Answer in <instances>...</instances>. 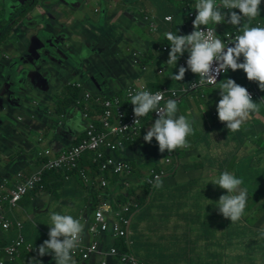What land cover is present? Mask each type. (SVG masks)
<instances>
[{"label": "crops", "instance_id": "1", "mask_svg": "<svg viewBox=\"0 0 264 264\" xmlns=\"http://www.w3.org/2000/svg\"><path fill=\"white\" fill-rule=\"evenodd\" d=\"M14 1L17 3V0ZM46 1L35 0V4L45 5ZM184 1L64 0L65 4L60 9L65 15L57 21L50 16L52 10L49 12L46 6L40 9V14L47 15L43 23L46 29L42 30L48 31L46 35L50 39L58 36L66 39L63 52L71 48L72 54L74 50L76 62L83 71L75 73L67 69V73H58L49 94L34 92L33 99L24 97L22 108L14 109L7 121H0V199L14 188L17 173L29 178L42 169L46 160L55 159L80 143L87 121L83 118L81 107L76 105L78 100L83 103L87 94L98 99L119 96L125 100L124 92L128 86L145 84L150 89L160 90L171 81L173 74H178L179 63L188 59L189 53L185 52L180 57L175 68L166 63L168 52L165 53L162 46L166 43L165 33L169 24L164 19L172 16L170 23L177 35L193 32L192 21L195 18H190L187 12L190 10L197 14L196 2L190 0L192 3L187 4ZM9 2L12 6V0ZM215 3L219 6L220 0H215ZM260 7L261 12L257 17L251 20L245 18L239 27L233 29L243 32L245 27H257V23H264L262 1ZM3 9L0 5V68L5 74L3 64L6 66L15 58L17 41L25 35V40L29 39L32 32L28 24L14 13V8L3 5ZM208 26H216L219 29L217 33L222 36L226 31H232L229 30L227 18L220 24ZM160 70L164 72L160 74ZM234 72L229 70L223 77ZM190 75L188 70L183 80L172 79L170 88L187 85ZM242 86L255 92L252 99L257 103L258 110L251 113L240 130L234 133L226 127V122L219 120L217 104L211 101V97L204 95L205 99H202L204 97L201 95L199 98L194 94L189 96L186 114L179 112L176 117L187 115L194 130L187 137L190 147L178 149V159L172 160L170 166H164L165 152L159 151L155 138L151 143L144 140L151 127L149 123L153 121L150 117L144 122L140 136L115 153L117 159L131 161L132 176H111L108 187L101 189L96 170L91 168L88 157L82 160L80 169L93 178L91 185L83 182L78 172L70 175L58 171L46 173L43 191L28 195L12 211L5 207L6 218L13 224L19 221L22 230L14 226L8 231L0 230V259L6 260L4 249L21 234L26 243L37 251H20L13 263L6 264H57L53 253L44 256L38 254L39 246L50 239V213L57 212L80 221L84 247L97 242L101 250L88 260L82 259L79 254L71 255V264H120L108 252L112 247L121 250L123 242L113 240L110 233L101 234L95 239L88 232L100 203L99 196H103L108 202L137 207L126 215L130 223L128 241L132 242L129 251L143 264L159 263L155 255L161 256L163 253L160 251L165 250V246L171 247L169 242L166 244L164 241L174 235L187 236L188 233L193 234L189 238L198 248V256L203 264H264V143H260L264 139V90L258 87L257 82L248 80L247 76ZM14 88L11 87V91ZM70 102L73 103L70 107H60V104ZM204 103H207L208 109L206 114L200 115L203 110L197 108ZM0 116H7L6 109L0 112ZM247 140H252L258 146L260 144L263 151L246 150L238 156L241 147H248ZM219 142L223 146L233 144V151L221 164L209 158L208 154L202 155L211 150L213 144L221 146ZM47 151L51 152L49 158L44 156ZM146 166L165 168L166 175L162 178V187H150L142 196L141 181L150 169H145ZM223 171L243 178L241 187L248 191L245 213L236 223H231L230 218H225L216 207V201L227 194V190L211 182L207 184L210 178ZM163 219L169 222V227L158 225L157 222ZM247 219L253 220V223L247 224ZM230 233L239 237L229 240ZM162 234L170 236L164 239ZM174 263L181 261L175 260ZM181 264L190 263L183 261Z\"/></svg>", "mask_w": 264, "mask_h": 264}, {"label": "clouds", "instance_id": "2", "mask_svg": "<svg viewBox=\"0 0 264 264\" xmlns=\"http://www.w3.org/2000/svg\"><path fill=\"white\" fill-rule=\"evenodd\" d=\"M260 5L261 0H220L219 6L216 5L215 0H196L197 14L192 21L195 30L187 35L165 33L171 45L169 59L166 62L168 65L175 68L180 57L185 52L189 53L187 67L180 66L178 74H173L171 78L181 81L185 73L190 70L198 74L201 86L215 85L221 72L242 69L248 80L257 82L258 87L264 90V27H245L243 33L235 36L229 44L231 46L227 47L215 37L212 29H201V25H217L225 18L228 23L239 26L245 18L251 20L257 17L261 12ZM235 9L239 12L234 11ZM241 57H243L242 62ZM219 89L222 98L216 106L218 118L221 122H226V127L231 133L237 132L250 118L251 113L258 110V105L253 101L254 96H251L248 89L234 79L223 80ZM129 95L131 103L135 106L133 109L135 125H138L140 118L150 111L154 110L158 115L144 135L145 142L151 143L155 138L161 153L165 150L171 153L180 148L190 147L187 137L193 134L194 130L184 115L176 117L178 111L176 100L169 99L164 107H159L163 99L159 92L153 94L149 91H138ZM209 182L227 190V194L221 195L216 201L219 213L225 218H230L231 223L241 220L245 213L248 195L247 188L241 187L244 183L243 178H237L232 173L223 171L218 176L210 178L207 184ZM162 186V179L157 177L154 187ZM49 220L50 239L39 246L38 254L44 256L53 253L57 264H71V252L80 242L83 226L73 216L57 212H51Z\"/></svg>", "mask_w": 264, "mask_h": 264}, {"label": "built area", "instance_id": "3", "mask_svg": "<svg viewBox=\"0 0 264 264\" xmlns=\"http://www.w3.org/2000/svg\"><path fill=\"white\" fill-rule=\"evenodd\" d=\"M234 11L238 12L239 10L235 9ZM187 14L190 18L194 17L193 12L188 11ZM166 18L164 19L166 23H170L173 20L172 16ZM257 27H264V23H257ZM207 28L214 31L212 27L201 26V29L203 30H207ZM167 32L173 33V30L170 29L169 31H166V33ZM242 33L243 32L236 30L226 31L220 40L227 47L235 36ZM214 34L217 38L215 31ZM165 39L167 40L166 36ZM168 42L162 46V49L170 52L169 44H167ZM180 66L187 67V59L182 61ZM159 73H163V70H160ZM226 73H220L217 77L216 84ZM199 79L198 76L188 86L182 85L178 89L164 86L160 90L153 91L145 84L131 85L128 86L124 92L125 100L117 96L98 99L93 98L90 94L85 96L83 103L78 100L76 105L84 107L85 112L83 113V118L87 121L85 133L80 143L70 150L63 152L55 159L46 160L42 169L29 178L24 177L22 173L16 174L17 181L14 188L3 195L0 199V230L8 231L13 226L19 231L22 230V224L19 221H16L13 224L6 218L5 207L8 206V209L12 211L28 195L36 193L37 191H43L44 176L48 172L63 171L70 174L78 172L81 180L86 184L91 185L93 178H91L85 170L80 169L82 160L85 157H88L90 162L96 166V175L101 189H106L108 187L111 176H132L131 163L126 160L117 159L115 153L123 148L126 143L133 142L138 136H140L144 122L150 117L157 119L158 115L154 110L150 111L146 116L140 118L138 125H135L134 121L136 118L133 112L135 106L131 103L129 94H135L138 91H149L153 94L159 92L163 96L159 107H164L166 101L169 99L176 100L178 104L183 97L188 96L193 92H202L204 88L216 85L205 84L201 86L199 84ZM249 93L252 97L255 96L254 91L249 90ZM201 96H203V93ZM96 105L101 107L102 115H93V117H90L88 112L91 107L93 108V106L95 107ZM165 151L163 164L166 167L170 166L172 160L177 157L178 149L171 153L167 150ZM44 156L49 158L51 152L47 151ZM117 168H119V171H117ZM165 175V168H155V171H152L148 178L149 186L154 187L156 178L160 177L162 179ZM99 201L100 203L94 212V217L88 230L90 236L95 237L96 239L101 234L110 233L113 240L122 241L126 249L131 250L132 242L128 241V229L130 223L125 215L130 214L132 209L137 207L131 206L130 204L121 206L115 201L108 202L103 196H99ZM20 250L28 253L37 251L32 245L26 243L25 239L20 234L9 247L4 249L6 260L0 259V264H6V262L13 263ZM100 252L101 250L97 242H93L87 247H84L83 237L81 236L78 246L72 250L71 255L79 254L82 259L88 260L92 255L99 254ZM108 255L117 258L120 264H143L135 255L131 253H120L115 247L110 249ZM102 264H106V262H103Z\"/></svg>", "mask_w": 264, "mask_h": 264}, {"label": "water", "instance_id": "4", "mask_svg": "<svg viewBox=\"0 0 264 264\" xmlns=\"http://www.w3.org/2000/svg\"><path fill=\"white\" fill-rule=\"evenodd\" d=\"M13 1L12 6L9 0H0V3L15 9L14 13L18 18L30 27L32 36L25 40V35L17 41L15 58L9 64L6 63V66L3 64L5 74L0 68V112L4 109L7 112V116H0L2 122L8 120L14 109L22 108L21 101L24 97L32 98L34 92L49 94L53 90V81L58 73H67V69H72L75 73L83 71L82 66L76 62L74 50L72 54L71 48L63 52L62 47L67 40L59 36L50 39L46 35L48 31L42 30L46 29L43 23L47 15L40 14V9L46 6L49 12L52 10L50 16L57 21L65 15L60 9V6L65 4L64 0H47L45 5L35 4V0H17V3L14 1L18 7ZM10 86L16 87L12 89L13 93Z\"/></svg>", "mask_w": 264, "mask_h": 264}, {"label": "rangeland", "instance_id": "5", "mask_svg": "<svg viewBox=\"0 0 264 264\" xmlns=\"http://www.w3.org/2000/svg\"><path fill=\"white\" fill-rule=\"evenodd\" d=\"M124 1H126V0H124ZM261 1L264 3V0H261ZM195 2H196V0H195ZM0 5H1V8L3 9V5L1 3H0ZM212 27H213L214 31L216 32L217 38L220 39L222 37V34L217 33V31L219 29L216 26H212ZM236 27H239V26H235V25H231L230 24V29L229 30H234L233 28H236ZM246 76L247 75L244 72V70H242V69L235 70L234 74H232V75L228 74L227 76L223 77L222 81H220L216 86L205 88L202 92H194L193 94L194 95H198L197 98H199L200 94L204 93V95L207 98L211 97V101H214V102H216V104H218L219 100L222 98L221 95H220V91L221 90L219 89V87H220V84L223 82V80H225L227 78H231V79H234L238 84H240L242 86V82H243V80H244V78ZM195 79H196L195 75H190V78L188 79L189 80L188 84H190ZM171 81H173V80L171 79ZM171 81H168L167 83H165L166 86H169ZM205 96L202 99H205ZM188 99H189V96L184 97L183 100L181 101V103L177 104V107H178V111L176 113L177 115H178L179 112H181L182 114H186L185 110H186V108L188 106V101H187ZM206 104L207 103H204V104H202V106H201V104H199V107L197 109L203 110L202 112H200V115L206 114L207 109H208V108H206ZM196 105H197V102H196ZM81 109H82V111L84 113L85 112L84 111V107H81ZM94 112H95V110H93V108L91 107L90 111L88 112L89 116L90 117L93 116ZM208 113H210V108L208 110ZM185 117L187 118V115H185ZM201 120H202V118H201ZM154 121H155V119H153V121L150 122L149 124H151V126H152ZM247 142L249 143L248 147L246 145L241 147L240 148V153L237 154L238 156H241L242 154H244L246 150L248 152L254 151L255 149L263 151V148L260 147L261 146L260 144L258 146L252 140H247ZM219 143L221 144V146L217 147L215 144H213L212 149L209 150L208 152H204L202 155L208 154L209 158H214L217 161H219L220 164H221L222 161L227 159V157L229 156L230 152L233 151V144L232 145H228V146H223L221 142H219ZM260 143L261 144L264 143V139L262 141H260ZM199 153H200V150H199ZM134 166L137 167V164H135ZM144 168L145 169H149L150 166H146ZM152 171H155V168L151 167L148 170V172H146L145 175L143 176L144 178L141 181V183L143 185V188H141V195L142 196H145L147 191L150 189V186L148 184V178L150 176V173H152ZM234 172H237V170H235ZM14 178H15L14 180H15V183H16V181H17L16 175H15ZM15 183H14V185H15ZM157 223L160 226L162 225L163 228H165L166 225L169 227V222L166 221L165 219H163L162 221L157 222ZM169 236L170 235L162 234V237L164 239H167ZM189 236L193 237V234L192 233H188L187 236L186 235H180V236H175L174 235L173 238L165 240L164 243L169 242V244H171V247L168 248V247L165 246V248H164L165 250L162 249L160 251L161 253H163V254H161V256L155 255L154 258H155V260H159L160 261L159 263L149 262V264H175L174 263L175 260H177L178 262L181 261V263L183 261H187L190 264H203V263L200 262L201 261L200 256H198V253H200V252H199L198 248L196 247V245L193 244V242L189 238ZM153 239H156V237H154ZM181 245H182V247H180ZM174 249H176V251H174ZM20 251H23V250H20ZM20 251L18 252V254L20 253ZM229 252L232 253L231 250ZM18 254H17V256H18ZM181 263H178V264H181Z\"/></svg>", "mask_w": 264, "mask_h": 264}, {"label": "trees", "instance_id": "6", "mask_svg": "<svg viewBox=\"0 0 264 264\" xmlns=\"http://www.w3.org/2000/svg\"><path fill=\"white\" fill-rule=\"evenodd\" d=\"M184 3H187V4H191L192 2L191 1H189V0H185L184 1ZM189 12H193V11H190L189 10ZM193 14H194V17L193 18H195V14L196 13H194L193 12ZM166 24H169V26H167V29H166V31H169L170 29L171 30H173L174 28V26H173V24L172 23H166ZM174 33V32H173ZM175 34V33H174ZM166 42H168L167 40H166ZM168 44H169V42H168ZM165 53H167L166 51H165ZM168 57H169V52H168ZM179 67H180V63H179ZM164 72V71H163ZM189 73L191 74V75H195V77H198V75L197 74H195V73H192L190 70H189ZM222 79V78H221ZM219 83V82H218ZM217 83V84H218ZM188 85V84H187ZM165 85H163V87H164ZM168 87H171V86H168ZM153 91H155L154 89H152ZM93 98H95V97H93ZM104 98V97H103ZM105 98H110V96H107V97H105ZM69 102V101H68ZM181 103V101L178 103V104H180ZM71 105H73V103H65V105H61L60 104V107L62 108L63 106L64 107H70ZM93 108L95 109V112L93 113V115H99V116H101L102 115V111H101V107L99 106V105H96L95 107L93 106ZM129 143H131V142H128V143H126V145H128ZM166 152V151H165ZM178 159V157H175L174 158V161L175 160H177ZM90 162V161H89ZM90 166H91V168L94 170H96V166H94L91 162H90ZM242 170V169H241ZM53 172H56V171H52V172H49V173H53ZM58 172H63V171H58ZM65 175H70V173H67V172H63ZM242 174H245V172H243L242 171ZM43 184H44V182H43ZM263 212V211H262ZM125 217H126V215H125ZM253 223V220H248L247 219V224H252ZM235 237H239V235L238 234H235V233H230V237H229V240H234V238ZM229 243H230V241H229ZM121 246V250H120V248H119V252L120 253H131V251H129L128 249H126V247H125V245H124V243H122V245H120ZM214 260H215V258H214Z\"/></svg>", "mask_w": 264, "mask_h": 264}]
</instances>
